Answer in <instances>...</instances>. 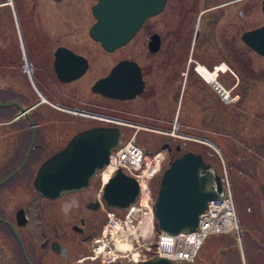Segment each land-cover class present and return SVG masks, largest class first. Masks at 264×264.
<instances>
[{"label":"flooded vegetation","instance_id":"1","mask_svg":"<svg viewBox=\"0 0 264 264\" xmlns=\"http://www.w3.org/2000/svg\"><path fill=\"white\" fill-rule=\"evenodd\" d=\"M61 1L0 0V181L21 167L0 184V264H101L94 250L109 207L104 186L115 174L103 171L129 142L141 150L137 171L156 148L167 151L156 191L170 163L187 152L200 154L214 176H224L217 156L219 129L210 131L208 120L241 96L235 91L238 82L231 86L222 77L225 36L219 25L227 9L241 18L243 10L233 8L250 0H173V16L163 29L158 16L170 2L165 0L130 41L112 49L90 32L98 0L85 30L74 1ZM258 1L264 14V0ZM207 12L215 15L205 23ZM191 14H199L194 36ZM261 26L264 22L242 32L236 26L230 37L242 40L243 33ZM201 36L210 45L196 46ZM201 69L228 87L230 100ZM116 129L122 131L119 146L85 188L57 198L38 193L39 168L74 136ZM140 130L167 139L158 146L148 137L140 143ZM17 197L25 202L16 208Z\"/></svg>","mask_w":264,"mask_h":264},{"label":"rangeland","instance_id":"2","mask_svg":"<svg viewBox=\"0 0 264 264\" xmlns=\"http://www.w3.org/2000/svg\"><path fill=\"white\" fill-rule=\"evenodd\" d=\"M65 1H61L62 5H65ZM72 1L80 9L78 19L81 21V29L85 30L94 20L90 15V8L96 0ZM174 3L173 0H170L164 11L158 16L163 29L169 26V21L175 10ZM40 4L45 3L40 2ZM259 6L258 0H250L234 7V12L237 9L243 10L244 14L241 18L237 14L233 15V10L227 9L222 20L223 24L219 25V29L224 30L223 35L225 36L222 39V48L226 64L222 77L231 86H235L238 82L235 91H238L241 98L235 103L227 102L217 118L210 113L208 120L210 131L213 128L219 129L217 145L220 153L217 152V156L224 160L225 176L228 178L234 196L241 228L242 247L238 246L235 235L232 233L209 235L197 254L196 264H264V56L249 48L241 38L230 37L235 32L236 26L240 27L242 32L250 26L264 22V14ZM177 8L179 9L180 6ZM248 10L250 12L246 14ZM211 12L204 15L205 23L215 15ZM190 16L192 17V36H194L199 14ZM1 22L4 23L3 20ZM209 41L201 36L197 40L196 46L210 45ZM228 65L233 69L231 72L227 68ZM237 102L239 103L236 104ZM215 106L213 104L209 108L214 110ZM211 134L213 133L210 132V136ZM139 136L140 143L148 141V137L149 142L156 141L157 146L167 139V135L156 134L154 136L144 130L139 131ZM135 149L140 148L136 145ZM157 153L163 156L158 166L149 165L148 162L153 155H147L142 170L137 171L134 160V156L137 154L135 151L132 152V155L121 154V165H119L130 174L133 172L144 175L143 178L150 181L155 195L157 178L166 167L164 163L167 151L156 148L154 154ZM113 162L116 163L114 158ZM19 200L17 197L16 208L25 202V198ZM104 219L103 228L97 238L104 235L106 215H104ZM142 223L146 233L150 220L144 217ZM115 243L118 244L117 239ZM225 249L230 251L226 252ZM106 260V258L102 260L101 264H104Z\"/></svg>","mask_w":264,"mask_h":264},{"label":"water","instance_id":"3","mask_svg":"<svg viewBox=\"0 0 264 264\" xmlns=\"http://www.w3.org/2000/svg\"><path fill=\"white\" fill-rule=\"evenodd\" d=\"M164 5L165 0H98L92 6L95 22L90 32L107 49L125 45L143 21L159 13ZM242 41L264 56V26L243 33ZM121 137L120 129L98 134L86 131L74 136L63 150L39 168L34 179L36 190L42 196L57 198L85 188L98 169L108 162L111 151L119 146ZM209 167L210 164L194 152H187L170 163L161 178L153 204L156 224L161 231L168 235L194 231L208 201L221 198L226 192L224 176H214ZM20 169H14L0 184ZM138 195V181L122 167L104 186L103 198L110 207L125 209L136 201ZM136 264L174 262L170 258L156 256Z\"/></svg>","mask_w":264,"mask_h":264},{"label":"built area","instance_id":"4","mask_svg":"<svg viewBox=\"0 0 264 264\" xmlns=\"http://www.w3.org/2000/svg\"><path fill=\"white\" fill-rule=\"evenodd\" d=\"M201 72L203 76V71L201 70ZM205 72L208 73L206 70ZM206 79L223 99L230 98V90L218 82L212 74ZM139 164H137L136 169ZM119 167L112 160L103 173H114ZM129 172L131 171L129 170ZM131 173L138 181L139 195L135 203L125 209L108 207L105 212V232L98 239L97 247L94 250L97 257H101L102 260L107 259L105 263L126 261L129 264H136L156 256L170 258L175 264L193 263L205 239L209 235L220 233H234L237 243L241 247L242 236L239 218L227 178L225 180L226 192L221 198L208 201L206 210L199 216L197 229L188 233L168 235L164 231H157L158 226L153 211L155 194L150 181L143 178L144 175ZM144 217L150 220L147 237L144 236L142 223ZM130 230L135 232L130 233ZM122 232L127 233L126 237L131 242V250H122L115 243L117 235Z\"/></svg>","mask_w":264,"mask_h":264},{"label":"bare ground","instance_id":"5","mask_svg":"<svg viewBox=\"0 0 264 264\" xmlns=\"http://www.w3.org/2000/svg\"><path fill=\"white\" fill-rule=\"evenodd\" d=\"M203 71V76H205L206 78L207 77H210L211 76V73H206L205 70L201 69ZM135 144L129 142L126 144V146L121 149L118 153L114 154L113 157L115 156L117 158V162L115 163V165H120V161L121 159H119V155L121 154H131L132 155V152L135 151L137 154L134 156V160L136 161V165L138 163H140L141 161V150L140 149H135ZM161 159H162V155L160 153H157L155 154L154 156H152L149 165L151 166H158L161 162ZM131 232L130 233H133L135 232L134 230H130ZM127 233L126 232H122V233H119L116 237V239L118 240V247H120L122 250H131V242L130 240L126 237ZM149 234V228L147 229V232L145 233V237H147V235Z\"/></svg>","mask_w":264,"mask_h":264},{"label":"trees","instance_id":"6","mask_svg":"<svg viewBox=\"0 0 264 264\" xmlns=\"http://www.w3.org/2000/svg\"><path fill=\"white\" fill-rule=\"evenodd\" d=\"M221 162V161H220ZM221 165H222V162H221ZM157 231H160V229L157 227Z\"/></svg>","mask_w":264,"mask_h":264}]
</instances>
